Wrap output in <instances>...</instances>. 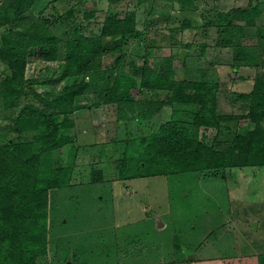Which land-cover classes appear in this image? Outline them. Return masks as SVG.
<instances>
[{
    "label": "rangeland",
    "instance_id": "obj_1",
    "mask_svg": "<svg viewBox=\"0 0 264 264\" xmlns=\"http://www.w3.org/2000/svg\"><path fill=\"white\" fill-rule=\"evenodd\" d=\"M249 1L254 0H88L96 15L81 24L79 35H97L107 13L123 16L135 11L140 33L124 39V68L128 69L127 60L137 61L146 54L152 66L162 67L165 57L174 55L177 78L218 81V111L243 115L226 120L220 130H201L209 143L224 148L233 141V134L254 126L250 117L244 116L251 107V98L237 93L251 91L255 82L264 88V65L254 63L257 55L245 64L235 65L232 46L218 44L219 26L227 21L218 10L245 6ZM10 2L0 0V6L7 4L6 10L12 16L14 7ZM258 2L260 13L255 24L245 25L242 33L244 43L255 52L258 31L264 29V0ZM72 5L76 12L69 16L66 11ZM31 9L51 21L52 30L61 38V52L55 60H43L37 55L38 47L29 48L26 94L10 107L0 94V142L32 138L33 130L15 129V117L27 99L50 108L55 94L67 81L85 80L84 93L77 98L84 106L71 114L75 124L65 131L76 144L97 142L107 149L106 155H84L80 160L83 167L72 185L51 190L48 255L39 258V263L264 264V164H252V155L246 157V164L226 170L132 175L141 159L140 147H132L129 152L118 145V153H111V147L130 137L134 142L148 135L175 114L192 120L191 107L149 102V118L140 119L136 110L122 115L115 104L102 102L99 90L115 79L119 52L105 51L98 71L61 78L65 41L75 36L74 23L83 21L84 6L79 0H34ZM187 20L189 25H185ZM5 30L0 24V44ZM8 73L7 64L0 59V89ZM168 93L166 89L146 88L140 96L156 100ZM97 101L99 105H95ZM261 126L264 128V120ZM72 141L44 155V164L65 163ZM124 155L128 167L120 173L118 167ZM91 164L101 170L99 178H90ZM159 221L164 224L159 225Z\"/></svg>",
    "mask_w": 264,
    "mask_h": 264
},
{
    "label": "trees",
    "instance_id": "obj_2",
    "mask_svg": "<svg viewBox=\"0 0 264 264\" xmlns=\"http://www.w3.org/2000/svg\"><path fill=\"white\" fill-rule=\"evenodd\" d=\"M33 1L11 0L10 4L14 7L12 16L6 10L7 4L0 6V24L6 27L1 35L0 59L9 68V73L1 80L0 89L6 107L12 106L16 98L26 94L25 69L29 48L38 47L37 55L43 60H55L61 52V38L52 30L51 21L44 20L32 11ZM87 1L79 0L84 6L83 21L74 23L75 36L68 37L65 41L61 78L98 71L100 58L105 51L119 52L115 79L109 87L99 90L102 102L115 104L122 115L126 111L136 110V117L140 119L149 118L151 111L146 107L149 102L158 105L169 103L175 108L189 105L191 108H188L193 113L192 120H183L176 114L164 119L156 130L139 136L137 143L131 141L130 137L125 143L120 141L116 147H111V153L119 152L118 145H123V151L128 149L129 152H132V147H140L141 159L132 175L226 170L246 164V157L252 155V164H264L262 83L255 82L252 90L247 93H237L240 97L251 98V107L244 116L250 117L254 126L233 134L230 144L217 148L208 142L201 130L204 132V128L208 127L220 130L226 120L243 116L218 111V81L177 78L174 55L165 57L164 65L157 68L150 64L146 54L137 61L127 60L128 69H125L122 64L126 54L124 39L128 35L140 33L135 11H129L123 16L107 13L97 35L83 36L79 35L81 24L90 22L96 15V10ZM258 1L231 7L229 13L227 10H218L227 19L219 26L218 44L232 46L235 65L245 64L253 55H257L255 64L264 65V29L258 31L257 52L242 40L244 26L255 24V17L260 13ZM66 12L73 16L75 6L72 5ZM189 24L190 21L187 20L185 25ZM185 46L189 47L188 44ZM85 88V80L67 81L55 94L49 104L50 108H43L27 99L15 117L18 124L15 129L19 132L33 130L32 138L0 142V264H40L39 258L48 255L51 190L72 185V179L80 174L78 172L83 167L80 160L84 155L95 157L100 152L106 155L105 144H102L103 147L97 142L76 144L65 131L75 124L71 114L84 106L77 98L84 93ZM146 88L166 89L170 93L163 99L144 98L140 93ZM36 94L39 95L37 92ZM193 103L199 107L193 108ZM99 104L98 101L95 103ZM70 141L65 163L56 161L54 164H44V155L51 154ZM237 154L243 157L237 158ZM126 158L125 155L122 156V166L117 165L120 173L128 167ZM101 175V170L93 165L90 178L96 179Z\"/></svg>",
    "mask_w": 264,
    "mask_h": 264
},
{
    "label": "water",
    "instance_id": "obj_3",
    "mask_svg": "<svg viewBox=\"0 0 264 264\" xmlns=\"http://www.w3.org/2000/svg\"><path fill=\"white\" fill-rule=\"evenodd\" d=\"M227 12L229 13L230 11H229V10H227ZM184 50H185V48H182V49L180 50V56H181V57H183V56H184ZM158 224H159V225H163V224H164V222H162V221H159V222H158ZM253 224H254V225H255V227H256V223L254 222ZM192 256H193V255H192Z\"/></svg>",
    "mask_w": 264,
    "mask_h": 264
}]
</instances>
